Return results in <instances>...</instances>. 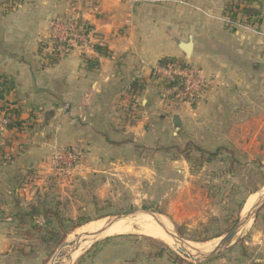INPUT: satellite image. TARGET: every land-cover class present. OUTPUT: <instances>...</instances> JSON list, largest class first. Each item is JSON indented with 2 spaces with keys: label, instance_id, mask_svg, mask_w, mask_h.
Returning <instances> with one entry per match:
<instances>
[{
  "label": "crops",
  "instance_id": "1",
  "mask_svg": "<svg viewBox=\"0 0 264 264\" xmlns=\"http://www.w3.org/2000/svg\"><path fill=\"white\" fill-rule=\"evenodd\" d=\"M227 13L264 28V0H0V264L45 263L49 251L36 242L70 223L77 182L103 185L112 174L163 192L171 173L264 163V36L213 17ZM58 17L82 21L87 40L54 48ZM164 57L205 77L198 98L163 97ZM63 148L82 154L67 172L53 164ZM261 234L232 242L213 264L264 263L262 239L253 240ZM104 236L69 264H191L149 235Z\"/></svg>",
  "mask_w": 264,
  "mask_h": 264
},
{
  "label": "rangeland",
  "instance_id": "2",
  "mask_svg": "<svg viewBox=\"0 0 264 264\" xmlns=\"http://www.w3.org/2000/svg\"><path fill=\"white\" fill-rule=\"evenodd\" d=\"M63 19L70 21L68 17ZM51 37H54L52 28ZM191 148L194 150L192 154L189 152V156L193 160L191 165L195 170H199L201 167L197 164V155H195L198 150L194 146ZM232 167L228 166L227 162L225 165L217 164L205 173H171L170 186L165 187L163 192L160 188L152 189L155 187L147 186L143 180L137 184L133 179H121L112 174H108L103 185H85L84 182H77L74 188L76 190L73 194H69L71 201H73L72 208L68 212L71 221L64 227L69 232L64 241L76 233L75 223L81 222L84 226L91 222L101 221L104 225L119 215H124L139 208H147L157 213L169 228L180 235L189 246H193L192 248L204 247L211 250L225 238L227 233L220 237H214V235L230 228L235 218L239 217L241 219L244 217L251 206L264 196V163L253 160L250 163H241L234 166V168ZM242 202H244V206L241 213H239L238 207ZM138 217L144 220L140 222L160 225L153 216L147 213H138L125 219L129 221ZM263 217L264 203L241 229L240 233L242 234L236 237L233 242L240 241L244 236L250 237L251 234L256 237L260 232L262 233L260 238L253 240L262 239V243L258 247L264 246ZM125 219L120 220L126 221ZM131 233L142 234L139 232L126 234ZM101 237L105 236L96 239ZM94 241H90L88 244L81 241L79 245L65 248L64 254L58 258L56 264H69L72 252L78 249L82 252ZM177 242L179 241L177 240ZM165 244L172 249L174 255L178 254L179 250L176 246ZM230 246L221 249L217 252L218 254L214 253L208 257H199V260L188 259V261L194 264H213L215 263L214 258L216 261L223 258ZM58 247L56 244L52 245L48 250L49 254L44 260V264H49ZM252 251L253 255H258L259 250L256 249V246L252 247Z\"/></svg>",
  "mask_w": 264,
  "mask_h": 264
},
{
  "label": "built area",
  "instance_id": "3",
  "mask_svg": "<svg viewBox=\"0 0 264 264\" xmlns=\"http://www.w3.org/2000/svg\"><path fill=\"white\" fill-rule=\"evenodd\" d=\"M129 2H143V1H153V0H124ZM215 19L221 21L225 25L250 32L255 35L264 36V28H262L255 18H246V16H235L230 13L213 16ZM51 28L54 31V37L65 41L67 43H73L76 41H86L88 38L87 30L84 27L78 26L77 23L69 21L63 18H53L51 19ZM157 74L161 75L162 78L172 79L174 75H179L183 80V87L177 89L175 98L178 100L185 101L187 98L194 99L196 95H200L204 90L207 82L205 77L200 73V71L194 67L181 68L177 64H171L167 67H157ZM172 88L165 87L163 92V97H169ZM9 123L8 118H4L2 122V127ZM82 158L81 152L75 148H63L60 153L53 159V164L61 172H67L70 168L74 167L80 159Z\"/></svg>",
  "mask_w": 264,
  "mask_h": 264
},
{
  "label": "water",
  "instance_id": "4",
  "mask_svg": "<svg viewBox=\"0 0 264 264\" xmlns=\"http://www.w3.org/2000/svg\"><path fill=\"white\" fill-rule=\"evenodd\" d=\"M192 41H188V42H183L181 44V48L183 50V52L187 55V57H190L191 52H192ZM174 124L177 127V129H179L180 125H181V119L179 115H175L174 117ZM264 203V196H262L261 198H259L258 201H256L255 204H253L251 206V208L247 211V213L245 214L244 217H242L241 219H239L237 225L231 230L229 231L226 235L225 238L217 245L215 246L213 249H209V250H204V251H199L198 254H196V256H198L196 259L199 260V257H208L214 253L219 252L221 249L228 247L233 240L235 239V237L237 236V234L241 231V229L250 221L252 215L257 212L259 210V208L261 207V205ZM138 213H147L151 216H153V218L162 226L164 227H168L167 223L155 212L147 209V208H139L137 210H133L130 211L124 215H119L118 217H116L109 225H107L106 227H103L101 229H99L98 231L95 232H84L81 234L76 235L74 238L72 239H67L66 241H63L58 249L56 250V252L54 253V255L52 256V258L49 261V264H56V261L58 260V258H60L63 254H64V249L68 248L72 245H79L81 240L83 238H85L86 236L89 235H100L102 233H104V231H106L109 227H111V225H113L116 221L120 220V219H125V218H129L135 214ZM102 219V218H101ZM171 234L173 237H175L183 246V248L186 251V255L187 256H192L191 253L189 251H187V247H189V245L187 244V242L177 233L173 232L170 228H169ZM178 254L180 256H182L185 259H188L187 257L181 255L179 252Z\"/></svg>",
  "mask_w": 264,
  "mask_h": 264
},
{
  "label": "trees",
  "instance_id": "5",
  "mask_svg": "<svg viewBox=\"0 0 264 264\" xmlns=\"http://www.w3.org/2000/svg\"><path fill=\"white\" fill-rule=\"evenodd\" d=\"M68 18L71 21L77 23L78 26H81V27H84V28L88 29V27L82 21H80L78 19H72L70 17H68ZM52 32H53V29H52ZM50 41H51V44H52V46L54 48H58L60 46L68 47V45H70L67 42L62 41V40H60V39H58L56 37H51ZM78 42H81V41H78ZM47 45H48V43L45 44L44 46H47ZM171 64H177L181 68H189L191 66L185 59L176 58V57H164L161 60L159 66L160 67H167V66H169ZM97 66H98V61H95V63H93L91 65V68H94V67H97ZM158 77L161 78V75L158 74ZM161 80H162V82H164L166 87L172 88V93H171L170 96H172L173 98H175L176 93L178 92L177 89H181L183 87V80H182V78L179 75H174V77L172 79L162 78ZM0 82H2V81H0ZM173 88H177V89H173ZM196 98H198V95H196L194 99H196ZM185 100H191V98H187ZM210 154H211V156H215V153H210ZM243 206H244V202H242L240 204V206L238 207V212L239 213H241V211L243 209ZM55 216H59L58 210H55ZM238 221H239V217L235 218L234 221H233V225L230 228H228V229H226V230H224V231H222L220 233H217L216 235H214V237H220V236L228 233L229 231H231V229H233L236 226ZM81 226H82L81 222H78V223H75L74 228H78V227H81ZM60 228H61V231H59V232L58 231L57 232L53 231L52 232L54 234V236H52L49 241H44L46 236L42 235L41 237H39V239L37 240L36 244L40 248H43L44 250H49L52 247V245H55V244L57 246H59L65 240L66 236L69 233L66 229H63L64 227H60ZM145 239L148 240L151 243L157 244L158 246H163V247H165L166 250H169V251L172 252V249H170V247H168L164 242H162L160 240H157L156 238H153L151 236H145ZM175 256L177 257V260L186 261L188 263H191V262H189L188 260H186L185 258H183L182 256H180L178 254H175Z\"/></svg>",
  "mask_w": 264,
  "mask_h": 264
},
{
  "label": "bare ground",
  "instance_id": "6",
  "mask_svg": "<svg viewBox=\"0 0 264 264\" xmlns=\"http://www.w3.org/2000/svg\"><path fill=\"white\" fill-rule=\"evenodd\" d=\"M113 220H114V218L111 219L109 222H107L104 225L101 223V221L88 223V224L80 227L78 230H76L75 231L76 233L73 235V238L76 235L84 233V232L98 231L99 229L109 225ZM140 221H144L143 218L138 217V218H135V219L129 220V221L128 220H126V221L118 220L113 225H111V227H109L106 231H104L103 234L104 235H113V234H119V233L139 232V233H142L145 235L152 236L156 239H160V240L164 241L165 243H167L168 245L176 246V248H177V250H179L180 254L187 257L188 259H196L198 257V256H196V254L199 253L197 251L207 250V248H204V247L196 249V248H192L193 246H189V247H187V251H189L192 255L189 257L186 255V251L183 248V246L179 242H177L176 239L173 238L172 234L169 232L170 230L167 227L157 225L155 223L149 224V223H144V222H140ZM240 234H242V233L239 232L236 237H238ZM100 235H98V236H100ZM98 236L96 237V235H89V236H86L85 238H83V240H81V241H83L84 243H89L94 237L98 238ZM202 246H204V245H202ZM194 249L197 251H195Z\"/></svg>",
  "mask_w": 264,
  "mask_h": 264
}]
</instances>
